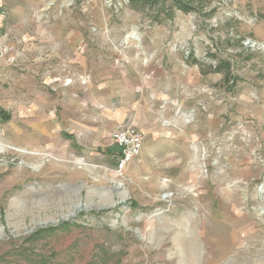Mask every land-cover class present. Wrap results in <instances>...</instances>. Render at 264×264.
<instances>
[{
  "label": "rangeland",
  "instance_id": "obj_1",
  "mask_svg": "<svg viewBox=\"0 0 264 264\" xmlns=\"http://www.w3.org/2000/svg\"><path fill=\"white\" fill-rule=\"evenodd\" d=\"M0 264H264V0H0Z\"/></svg>",
  "mask_w": 264,
  "mask_h": 264
},
{
  "label": "built area",
  "instance_id": "obj_2",
  "mask_svg": "<svg viewBox=\"0 0 264 264\" xmlns=\"http://www.w3.org/2000/svg\"><path fill=\"white\" fill-rule=\"evenodd\" d=\"M111 143L120 149L117 160V173L123 174L125 169L138 158L143 151L144 135L134 125H126L112 132Z\"/></svg>",
  "mask_w": 264,
  "mask_h": 264
},
{
  "label": "crops",
  "instance_id": "obj_3",
  "mask_svg": "<svg viewBox=\"0 0 264 264\" xmlns=\"http://www.w3.org/2000/svg\"><path fill=\"white\" fill-rule=\"evenodd\" d=\"M125 109V110H124ZM127 110V111H126ZM114 116H115V120L114 122L118 125L117 128L122 127V126H126V125H134L136 127L137 121H132V119L128 116V109L123 107L122 108H116L115 112H114ZM150 127L148 128L149 131L152 130L151 125H149ZM137 128V127H136ZM138 129V128H137ZM116 130V129H115ZM114 130V131H115ZM139 130V129H138ZM140 131V130H139ZM113 132V131H112ZM111 132V134H112ZM143 134V133H142ZM111 136V135H110ZM111 155H109L110 158H115V161L117 162L119 154H120V149L119 147L115 146L112 147V149L110 150Z\"/></svg>",
  "mask_w": 264,
  "mask_h": 264
}]
</instances>
